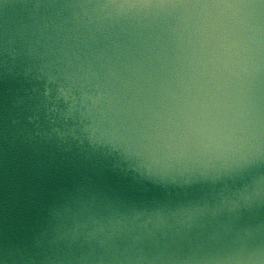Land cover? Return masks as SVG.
<instances>
[{
	"label": "water",
	"instance_id": "95a60500",
	"mask_svg": "<svg viewBox=\"0 0 264 264\" xmlns=\"http://www.w3.org/2000/svg\"><path fill=\"white\" fill-rule=\"evenodd\" d=\"M0 264H264V0H0Z\"/></svg>",
	"mask_w": 264,
	"mask_h": 264
}]
</instances>
